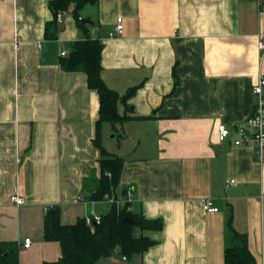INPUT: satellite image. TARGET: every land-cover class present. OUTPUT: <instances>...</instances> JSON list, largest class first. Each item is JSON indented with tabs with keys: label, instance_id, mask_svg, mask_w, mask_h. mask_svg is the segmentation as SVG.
I'll use <instances>...</instances> for the list:
<instances>
[{
	"label": "crops",
	"instance_id": "crops-1",
	"mask_svg": "<svg viewBox=\"0 0 264 264\" xmlns=\"http://www.w3.org/2000/svg\"><path fill=\"white\" fill-rule=\"evenodd\" d=\"M49 2L0 0V241L20 245L18 264L60 258L59 244L43 240L47 207L61 208L62 224L111 209L108 200L89 198L99 178L92 143L98 95L84 73L60 66L83 35L65 12L57 39L45 40ZM80 17L103 44L105 85L124 95L141 84L119 107L131 117L117 122L131 156L104 149L124 160L110 198H124L133 186L130 211L163 225L144 233L156 244L143 254L101 263L223 264L230 220L247 235L256 264H264V163L252 147L234 146V134L220 141L217 132L252 113L251 88L264 76L257 48L264 0H98ZM117 17L123 32L111 38ZM227 180L235 184L226 189ZM13 193L24 204L11 203ZM207 199L216 213L203 210Z\"/></svg>",
	"mask_w": 264,
	"mask_h": 264
},
{
	"label": "trees",
	"instance_id": "trees-1",
	"mask_svg": "<svg viewBox=\"0 0 264 264\" xmlns=\"http://www.w3.org/2000/svg\"><path fill=\"white\" fill-rule=\"evenodd\" d=\"M98 0H50L52 19L45 24L44 38L56 40L60 26L56 21L58 13L68 12L74 18L77 28L82 32V39L69 46L68 54L60 59V66L65 72H82L86 75L87 87L98 95V119L95 122L93 146L99 151V178L89 198L100 202L110 197L118 187L123 170V158L110 154L102 147L101 132L104 123L114 126L117 122L131 119L121 114L119 107L126 106V101L141 84L129 88L124 95L109 89L101 77V53L103 44L99 39L91 38L87 25L82 23L80 11L85 5H94ZM126 207L117 209L111 204L109 212L101 216L99 224L87 226L85 219H78L73 224H62L61 208L51 205L43 216V240L57 242L61 250L60 258L44 264H102L103 259L119 254L125 260L143 254L156 244L148 236L149 231H160L163 227L159 218L147 219L141 214L127 211ZM128 218L130 221H124ZM139 231L138 235L136 231ZM223 264H256L248 248L247 235L236 231L229 220L225 230ZM20 245L17 242L0 241V264H18Z\"/></svg>",
	"mask_w": 264,
	"mask_h": 264
},
{
	"label": "built area",
	"instance_id": "built-area-1",
	"mask_svg": "<svg viewBox=\"0 0 264 264\" xmlns=\"http://www.w3.org/2000/svg\"><path fill=\"white\" fill-rule=\"evenodd\" d=\"M56 21L58 24L62 23V14L56 15ZM123 32V19L117 17L115 19V25L113 30L109 33V37H117ZM40 47V46H39ZM257 48L259 51V60L264 58V39L259 38L257 41ZM64 53H62V56ZM251 94L254 98V105L250 116L244 119V121L234 125L233 130L229 129L226 124H220L217 127L218 139L220 141L227 140L232 134L235 135L232 143L234 146H247L254 149V155L259 163H264V76L260 75L255 84L251 88ZM234 180H227L225 182V188H229L234 185ZM134 193V187L128 186L125 191L124 198H110L105 197L111 204L117 209L126 207L127 211H130L129 204L132 201ZM9 201L16 205L24 204V200L16 193L9 196ZM203 210L207 213H216L218 209L213 206L211 200H205ZM85 223L87 226L97 225L101 220V216L85 217ZM31 244L30 239H25L22 243L23 248H29ZM125 260V258L123 257Z\"/></svg>",
	"mask_w": 264,
	"mask_h": 264
},
{
	"label": "rangeland",
	"instance_id": "rangeland-1",
	"mask_svg": "<svg viewBox=\"0 0 264 264\" xmlns=\"http://www.w3.org/2000/svg\"><path fill=\"white\" fill-rule=\"evenodd\" d=\"M130 125H127V127L131 128ZM121 127H122V124L120 123H115L114 126H112L110 123H104L102 127V137H101L102 145L104 146V149L108 151L115 152V153L120 152L121 156H123L124 158H129L131 156L129 153L133 152L132 149L130 150L126 149L125 151L124 144L126 143V141L123 142L118 139V136L121 133ZM141 127L142 128L139 129L141 132L140 133L141 136H139L138 138L142 145H146L147 143L146 134L148 131L145 128H143V126ZM121 146H122V149L119 150V147ZM138 233L139 231L137 230L136 234L138 235ZM103 261L108 263L107 260H103Z\"/></svg>",
	"mask_w": 264,
	"mask_h": 264
},
{
	"label": "water",
	"instance_id": "water-1",
	"mask_svg": "<svg viewBox=\"0 0 264 264\" xmlns=\"http://www.w3.org/2000/svg\"><path fill=\"white\" fill-rule=\"evenodd\" d=\"M83 24H91L90 21L88 19H83L82 20ZM124 221H130L128 218H125Z\"/></svg>",
	"mask_w": 264,
	"mask_h": 264
}]
</instances>
